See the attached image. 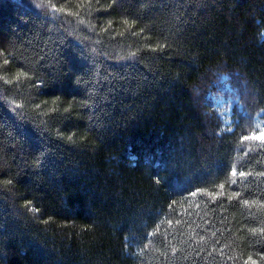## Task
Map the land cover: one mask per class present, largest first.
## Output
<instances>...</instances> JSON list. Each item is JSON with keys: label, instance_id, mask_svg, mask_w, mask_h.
Instances as JSON below:
<instances>
[{"label": "trees", "instance_id": "1", "mask_svg": "<svg viewBox=\"0 0 264 264\" xmlns=\"http://www.w3.org/2000/svg\"><path fill=\"white\" fill-rule=\"evenodd\" d=\"M258 119L264 0H0V264H264Z\"/></svg>", "mask_w": 264, "mask_h": 264}, {"label": "rangeland", "instance_id": "2", "mask_svg": "<svg viewBox=\"0 0 264 264\" xmlns=\"http://www.w3.org/2000/svg\"><path fill=\"white\" fill-rule=\"evenodd\" d=\"M216 106L221 112L222 116L226 120L227 123H230L232 117V100L230 97L221 95L216 99ZM257 132L256 135L264 136V121L262 119H258L257 124Z\"/></svg>", "mask_w": 264, "mask_h": 264}]
</instances>
